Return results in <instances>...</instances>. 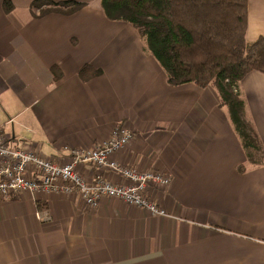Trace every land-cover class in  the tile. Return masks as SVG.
I'll list each match as a JSON object with an SVG mask.
<instances>
[{
    "label": "crops",
    "instance_id": "obj_1",
    "mask_svg": "<svg viewBox=\"0 0 264 264\" xmlns=\"http://www.w3.org/2000/svg\"><path fill=\"white\" fill-rule=\"evenodd\" d=\"M3 1L0 126L9 144L65 162L69 148L124 124L133 138L117 161L171 181L149 191L166 216L119 198L91 208L76 193L10 194L0 199V264H264V165L247 161L214 87L170 86L135 28L108 19L100 0L40 17L32 0H10L9 12ZM261 35L264 0H248L245 38ZM85 64L101 73L82 78ZM240 84L257 95L249 111L264 110V74ZM252 119L264 142V117ZM79 170L119 182L92 163Z\"/></svg>",
    "mask_w": 264,
    "mask_h": 264
},
{
    "label": "trees",
    "instance_id": "obj_2",
    "mask_svg": "<svg viewBox=\"0 0 264 264\" xmlns=\"http://www.w3.org/2000/svg\"><path fill=\"white\" fill-rule=\"evenodd\" d=\"M84 5L77 0H32L29 9L34 17L69 15ZM100 6L108 19L135 28L144 52L166 73L170 86L212 85L220 106L228 109L247 161L264 165V146L253 137L244 101L238 96L248 73L264 74V35L253 41L245 38L248 0H100ZM13 7L10 0L3 1L4 12ZM52 70L57 79L60 73ZM100 73L89 64L79 71L86 79ZM0 130L4 134L2 126ZM246 139L253 151L246 147Z\"/></svg>",
    "mask_w": 264,
    "mask_h": 264
},
{
    "label": "built area",
    "instance_id": "obj_3",
    "mask_svg": "<svg viewBox=\"0 0 264 264\" xmlns=\"http://www.w3.org/2000/svg\"><path fill=\"white\" fill-rule=\"evenodd\" d=\"M132 138V131L124 124L116 125L105 140L93 146L72 147L68 161L59 162L43 157L28 143L10 145L0 130V199L23 191L76 193L91 208L97 207L102 198H119L152 215L166 216L167 211L158 206L149 191L168 186L170 176L125 166L114 157ZM84 163L116 175L119 182L104 175L87 179L79 170Z\"/></svg>",
    "mask_w": 264,
    "mask_h": 264
},
{
    "label": "rangeland",
    "instance_id": "obj_4",
    "mask_svg": "<svg viewBox=\"0 0 264 264\" xmlns=\"http://www.w3.org/2000/svg\"><path fill=\"white\" fill-rule=\"evenodd\" d=\"M238 96L241 98V99H243V101H244V104H245V117H246V119H247V122L251 125V127H252V130L254 131L253 133H254V135H253V137H255L256 138V140L258 139V142H261V144L264 146V142H263V140H262V137H263V135H262V137H260V135H259V132H258V130H257V127H256V124H255V121L252 119V117L253 118H262V117H264V110H261V111H259V112H251V111H249V107H250V105H251V102L253 101L254 103L258 100L257 99V95H255L254 94V92L253 91H245L242 87H241V84H240V92H239V94H238ZM247 101H248V104H247ZM226 110H227V113H228V109L226 108ZM252 115V116H251ZM114 129V128H113ZM112 129V130H113ZM112 130H111V132H112ZM111 134V133H110ZM246 141H247V145H246V147L248 148V149H250V150H252L253 148L251 147V145L249 144L248 145V140L246 139ZM74 147H76V146H74ZM72 148V147H71ZM70 149V148H69ZM253 151V150H252ZM151 169V168H150ZM144 170H146V169H144ZM152 170H155V169H152ZM253 232H255V230L253 231Z\"/></svg>",
    "mask_w": 264,
    "mask_h": 264
}]
</instances>
